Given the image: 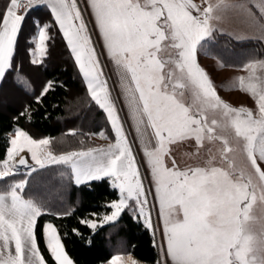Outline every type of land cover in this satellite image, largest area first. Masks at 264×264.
Instances as JSON below:
<instances>
[{"label":"snow or ice","instance_id":"1","mask_svg":"<svg viewBox=\"0 0 264 264\" xmlns=\"http://www.w3.org/2000/svg\"><path fill=\"white\" fill-rule=\"evenodd\" d=\"M202 5L194 0H87L86 5L82 0L80 4L78 0H7L0 10V80L13 69L28 11L46 6L54 23L35 22L38 36H33L31 63L42 62L50 31L58 27L115 140L106 147L55 154L51 138L37 140L14 130L6 158L0 162V181L20 174L21 166L24 171L22 179L0 188V264H47L36 233L45 206L24 193L33 174L53 165L68 169L76 186L108 178L118 190L119 198L107 205L111 213L99 223L80 221L93 231L117 222L130 209L133 218L143 220L155 234L152 196L159 206L166 244L161 264L169 260L171 264H264V60L246 63L248 76L237 78L239 89L254 100L255 111L224 102L198 63L202 54L224 67L212 56L211 47L216 34L225 32L220 25L227 10L259 32L254 38L264 40V0H202ZM252 8L258 10V17ZM89 9L91 20H87ZM97 34L99 44L94 39ZM105 53L118 78L117 100L102 65ZM52 87L49 81L37 102ZM120 97L122 108L117 107ZM129 120L148 176H142L126 133ZM98 135L108 139L103 131ZM188 141L195 142V155L205 142L218 143L219 166L213 164L217 157L208 149L205 166L180 168L171 146ZM43 235L55 264H73L52 223L44 224ZM108 264L125 261L114 255ZM126 264L138 262L129 255Z\"/></svg>","mask_w":264,"mask_h":264},{"label":"trees","instance_id":"2","mask_svg":"<svg viewBox=\"0 0 264 264\" xmlns=\"http://www.w3.org/2000/svg\"><path fill=\"white\" fill-rule=\"evenodd\" d=\"M6 4L7 0H0V10ZM37 20L41 24L54 23L44 6L28 11L18 37L13 69L0 82V162L6 158L9 135L16 128L35 139L51 138L55 154L97 147L91 135L98 131H103L114 142L105 115L91 101L58 27L50 31L47 55L42 62L31 63L29 49ZM223 42L228 45L226 40ZM49 81L53 87L37 102ZM75 105L82 119L69 116L75 111ZM70 130H75L76 135H68ZM15 177L0 181V188L6 187ZM24 195L40 200L45 206L36 233L47 264L55 262L45 246L43 225L46 222L57 228L74 264H101L116 253H130L146 264H157L154 235L142 220L133 218L130 209H125L117 222L97 227L95 231L80 223L81 220H99L111 210L107 205L118 198V193L108 178L76 186L69 178L68 169L53 165L33 174Z\"/></svg>","mask_w":264,"mask_h":264},{"label":"rangeland","instance_id":"3","mask_svg":"<svg viewBox=\"0 0 264 264\" xmlns=\"http://www.w3.org/2000/svg\"><path fill=\"white\" fill-rule=\"evenodd\" d=\"M83 4L86 5L87 0H82ZM194 2L198 5H202V0H194ZM81 3V0H78V4ZM252 12L258 17L259 12L256 8H252ZM225 21L220 26L225 30L224 33H217L215 40L212 42L211 53L213 57H218L219 60L224 64V67H220L216 58L206 57L204 55H198V63L200 66L208 73L218 96L226 103H228L232 107H247L253 111H255V103L254 100L250 97L249 94L239 89L237 85V78L243 76L247 77L248 72L244 69V65L250 61L256 60H264V40H259L254 38L259 35L250 24L242 17L238 16L237 13L233 10H227L224 13ZM87 20H91L90 9L88 10ZM92 24H89V27L92 28ZM226 33H231L232 35H228ZM34 36H38V33ZM239 36L240 39H236L235 37ZM96 43L99 44L98 34L94 38ZM226 40L228 45L223 42ZM33 41V38H32ZM231 45V46H230ZM230 46V47H229ZM240 49V50H239ZM35 51V42L33 46V50ZM32 56V55H31ZM33 58V57H32ZM102 65L104 66V72L106 77H109V87L112 90V96L114 100H117L119 88H118V78L114 75L112 71V66L107 59L106 53L101 57ZM259 74V73H258ZM7 87L12 88L9 84ZM75 107V108H74ZM73 108L75 111L70 112L69 116H75L77 118L82 119V116L79 115V112H76L77 106L75 105ZM118 108L123 107V99L120 97L119 102L117 103ZM71 111V108L68 109ZM105 115V114H104ZM122 118L126 116V110L121 112ZM106 119V117H105ZM107 122V120H106ZM107 125L111 131L113 140H115L114 133H112L111 126ZM131 121H127L125 123L126 133L129 135V141L133 146V151L136 154L138 163L141 164V173L142 176H148L146 165L143 163V153L140 151V144L135 140V132L130 127ZM98 131L91 135L93 141L99 145H106L110 141L109 139H102L99 137ZM12 134L11 136H13ZM48 138V137H43ZM35 139V138H33ZM42 139V138H39ZM38 140V139H37ZM172 147V155L175 157L177 164L180 168H184L186 166H205L206 161L209 157L208 149L212 150V154L216 155V160L213 161V164L219 166V155L218 148L220 145L218 143L209 144L205 142V147L199 151L198 155H195L197 148L194 141H188L184 143H178ZM26 155L27 159L30 162V154ZM169 166H171V161H168ZM262 169H264V165H262ZM24 169H21V173L18 174L19 177H15L14 180H19L23 178ZM150 179V177H149ZM111 184V181H110ZM48 190V188H47ZM117 190V189H116ZM154 195V189H152ZM118 198H119V192ZM117 198V199H118ZM115 199V200H117ZM114 201V200H113ZM150 207L154 206V199L152 196L149 197ZM155 211V209H154ZM152 212V219L156 218V211ZM257 215L260 214V207L257 206L256 209ZM111 210L107 213L110 214ZM105 215V214H104ZM103 216H101L102 218ZM96 220V219H89ZM100 220V219H99ZM99 220H96L99 223ZM157 220V218L155 219ZM162 260L159 259L157 264H161Z\"/></svg>","mask_w":264,"mask_h":264},{"label":"crops","instance_id":"4","mask_svg":"<svg viewBox=\"0 0 264 264\" xmlns=\"http://www.w3.org/2000/svg\"><path fill=\"white\" fill-rule=\"evenodd\" d=\"M46 9H47V7L46 6H44ZM48 11H49V13H50V10L49 9H47ZM51 14V13H50ZM37 32V31H36ZM36 32L33 34V36L36 34ZM33 36L31 37V41H32V38H33ZM33 46H34V41H32V46H31V48L29 49V55H30V60L32 59V56H31V54H30V50L32 51L33 50ZM0 82H1V80H0ZM12 134H14V130L10 133V135H9V139H10V137H11V135ZM108 144H106V145H101V146H103V147H106ZM101 146H97V147H101ZM9 147V146H8ZM24 153H26L27 155H29L27 152H24ZM23 154V153H22ZM30 162H31V159H30ZM154 209H155V211H156V218H157V220H155L156 218L154 217L152 220H153V225H154V227H156L157 228V231L155 232V234H153L154 235V239H155V246H156V250H157V253H158V256H159V259L160 260H163V254H162V246H163V248H164V250L166 251V244L164 243V241H163V239H162V236H163V224L159 221V219H158V211H159V206H158V204H156V202L154 201ZM154 211V212H155ZM143 221V220H142ZM46 223H50V222H46ZM45 224V223H44ZM44 226V225H43ZM153 233V232H152ZM43 237H44V235H43ZM114 255H122V257H123V260L125 261V264H126V262H127V258H128V256L129 255H131L132 256V258H134L137 262H138V264H146L145 262H142V261H140V260H138V259H136L132 254H130V253H116V254H113L112 256H114ZM111 256V257H112ZM111 257L108 259V260H106V261H104V262H102L101 264H108V261L111 259ZM70 258V257H69ZM71 259V258H70ZM72 260V259H71ZM73 264H74V262H73ZM168 264H171V261L169 260L168 261Z\"/></svg>","mask_w":264,"mask_h":264},{"label":"built area","instance_id":"5","mask_svg":"<svg viewBox=\"0 0 264 264\" xmlns=\"http://www.w3.org/2000/svg\"><path fill=\"white\" fill-rule=\"evenodd\" d=\"M20 14H24V9H20Z\"/></svg>","mask_w":264,"mask_h":264},{"label":"water","instance_id":"6","mask_svg":"<svg viewBox=\"0 0 264 264\" xmlns=\"http://www.w3.org/2000/svg\"><path fill=\"white\" fill-rule=\"evenodd\" d=\"M22 155H25V154H22ZM26 156V155H25ZM27 158V157H26ZM18 159V158H17ZM21 169H23V166H21Z\"/></svg>","mask_w":264,"mask_h":264}]
</instances>
